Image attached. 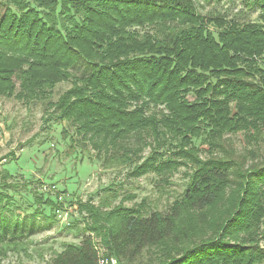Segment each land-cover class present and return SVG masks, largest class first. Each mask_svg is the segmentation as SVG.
<instances>
[{
	"label": "trees",
	"instance_id": "obj_1",
	"mask_svg": "<svg viewBox=\"0 0 264 264\" xmlns=\"http://www.w3.org/2000/svg\"><path fill=\"white\" fill-rule=\"evenodd\" d=\"M263 57V24L203 15L193 0H0V96L51 108L73 153L131 178L168 174L185 146L222 155L197 161L166 212L125 207L104 187L96 203L78 206L89 230L47 264H96L95 239L121 264H261L264 163L241 177V196L213 236L185 210L204 211L229 186L235 164L224 135L264 128ZM62 81L70 87L49 101ZM141 144L154 149L142 162ZM9 199L0 195V259L24 250L63 209L60 198L47 200L51 215L36 216L46 223L11 225Z\"/></svg>",
	"mask_w": 264,
	"mask_h": 264
},
{
	"label": "rangeland",
	"instance_id": "obj_2",
	"mask_svg": "<svg viewBox=\"0 0 264 264\" xmlns=\"http://www.w3.org/2000/svg\"><path fill=\"white\" fill-rule=\"evenodd\" d=\"M193 1L203 15L221 16L239 23L257 21L264 26V14L261 13L264 9L261 11L258 8L264 0H257V4H253V0ZM69 87V81L59 82L53 87L48 100L57 101ZM50 112L51 108L44 113L41 102L26 104L14 96H0V195L10 198L9 204L12 206L7 205L6 209L15 213L11 225L15 222L28 225L31 220H35V225L46 223L38 219L51 215V208L46 201L55 203L60 198L63 205L48 228L30 235L25 239L24 250L10 251L7 257L0 259V264H47L53 252L60 253L65 245L77 244L81 239V231L91 225L78 206L87 204L90 197L96 203L97 196L104 194L102 189L106 186L111 185L120 192L116 203L124 200L122 204L125 207L142 202L149 210L166 212L181 198L197 161L222 156L216 150L209 151L205 144L198 145L200 150L185 146L182 151L179 148L173 157L176 164L168 174L148 172L139 178H131L127 176L126 168L103 169L86 153H73L72 149H68V140L61 135L63 123L56 120L53 113L48 116ZM222 140L225 157L235 164L229 186L204 211H189V216L188 210H185L186 216L194 222L205 223L206 237L213 236L217 222L235 208L244 182L241 177L264 163V128L260 134L239 130L224 135ZM141 149L142 162L154 149L148 144H141ZM3 173L15 179L13 184L19 185L17 190L7 187L12 184V180L4 179ZM34 190L36 192H32ZM34 194L37 197L40 194L41 199L38 200ZM6 201L7 198L3 199L2 204ZM94 244L99 253L106 255L98 239H95ZM259 244L264 248V238Z\"/></svg>",
	"mask_w": 264,
	"mask_h": 264
},
{
	"label": "built area",
	"instance_id": "obj_3",
	"mask_svg": "<svg viewBox=\"0 0 264 264\" xmlns=\"http://www.w3.org/2000/svg\"><path fill=\"white\" fill-rule=\"evenodd\" d=\"M96 264H121V262L114 256L104 255L98 251Z\"/></svg>",
	"mask_w": 264,
	"mask_h": 264
}]
</instances>
